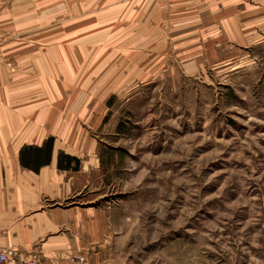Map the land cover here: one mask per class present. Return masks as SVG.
Listing matches in <instances>:
<instances>
[{"label":"rangeland","instance_id":"1","mask_svg":"<svg viewBox=\"0 0 264 264\" xmlns=\"http://www.w3.org/2000/svg\"><path fill=\"white\" fill-rule=\"evenodd\" d=\"M147 1H0L2 72L46 71L37 55L65 46L88 56L53 63L102 166L82 180L104 215L96 243L68 260L264 264V46L198 52L190 0L162 15Z\"/></svg>","mask_w":264,"mask_h":264},{"label":"crops","instance_id":"2","mask_svg":"<svg viewBox=\"0 0 264 264\" xmlns=\"http://www.w3.org/2000/svg\"><path fill=\"white\" fill-rule=\"evenodd\" d=\"M158 1L161 13L165 0ZM118 2L111 5L114 12L120 9ZM149 3L146 0V6ZM188 3L192 30L198 37L193 42L196 51L222 50L221 43L227 44L226 49L264 46V0ZM7 11L0 8V18L8 16ZM202 35H207L208 46L202 45ZM79 54L65 46L37 55V62L50 64L46 71L40 67L11 74L0 68V253L6 251L15 260L40 256L43 264H70L69 255H85L102 226L104 215L95 200L85 202L81 194L82 180L90 181L102 167L99 143L87 137L86 130L77 132L80 123L89 124L92 119L78 118L72 97L61 106L53 64L70 65L74 59L88 57ZM34 57L25 58L26 63H34ZM98 260L87 264H99Z\"/></svg>","mask_w":264,"mask_h":264},{"label":"built area","instance_id":"3","mask_svg":"<svg viewBox=\"0 0 264 264\" xmlns=\"http://www.w3.org/2000/svg\"><path fill=\"white\" fill-rule=\"evenodd\" d=\"M70 261L72 263H85L86 259L84 256H73L71 257ZM0 264H43L38 258H31L26 260H15L14 258H11L8 253L2 252L0 253Z\"/></svg>","mask_w":264,"mask_h":264}]
</instances>
